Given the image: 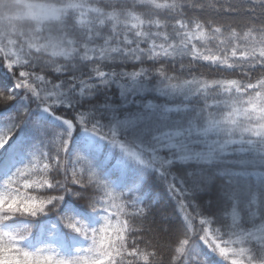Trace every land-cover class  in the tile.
I'll return each instance as SVG.
<instances>
[{
    "label": "snow or ice",
    "instance_id": "6c2138e0",
    "mask_svg": "<svg viewBox=\"0 0 264 264\" xmlns=\"http://www.w3.org/2000/svg\"><path fill=\"white\" fill-rule=\"evenodd\" d=\"M20 27L0 32V64L13 81L11 88L7 82L0 87V106L23 90L45 112L58 105L73 108L78 96L92 95L98 84L116 82L127 90L157 74L162 89L201 93L209 105L221 106L209 112L203 129L205 134L224 132L221 147L237 141L264 143V0H28ZM117 62L137 63L129 70ZM205 72L237 78H197ZM27 113L25 108L5 117L0 150ZM60 118L67 125L64 133L46 135L47 144L0 178V264H218L213 253L225 264H264V221L245 230L233 213L230 229H212L213 221L206 218L197 230L187 197L171 183L186 227L166 231L164 225L151 226L144 209L70 149L71 130L78 124L146 163L141 152L121 141L115 127L104 131L86 112ZM179 135L165 133L158 143L171 145ZM30 191L53 194L38 197ZM66 196L75 199L66 201ZM65 204L83 206L98 222L62 210ZM50 213L55 219L41 223L38 218ZM64 229L79 240L69 254L58 243ZM165 238L168 245L160 243ZM165 247L167 262L157 259Z\"/></svg>",
    "mask_w": 264,
    "mask_h": 264
},
{
    "label": "trees",
    "instance_id": "16d2710c",
    "mask_svg": "<svg viewBox=\"0 0 264 264\" xmlns=\"http://www.w3.org/2000/svg\"><path fill=\"white\" fill-rule=\"evenodd\" d=\"M133 63L137 62L122 65L117 62L120 67L129 70ZM51 75L57 79L62 78L61 74ZM197 78L210 81L237 77H221L205 72ZM3 82H7L9 88L13 87L12 74L0 64V87H3ZM138 85L141 87L138 88ZM158 88L161 85L157 74L137 82L135 88L128 90L125 96L121 94L123 88L119 83L98 84L92 95L78 96L73 108L58 105L52 112H45L35 97L17 90V99L0 106V126L6 123L5 117L12 112H21L27 108L28 113L16 134L0 150V178L22 167L34 150L47 144L46 135L55 137L64 133L67 125L61 116L86 112L105 127L104 131L114 125L121 141L140 151L142 159L147 162L141 163L109 140L92 139L89 137L90 132L78 124L71 130L70 149L82 154L116 192L122 193L144 209L153 224L151 226L164 225L166 231L186 227L187 222L179 210L177 195L170 189L171 183L182 189L187 197L186 203L190 204L188 211L195 216L193 223L197 230L200 228V220L206 218L213 221L212 229H230L233 213L238 218L239 226L245 230L264 221V143L237 141L221 147L226 138L224 132L213 130L205 134L203 131L207 127L209 112H218L220 105H209L201 93L188 100L182 96L169 99L157 94ZM32 121H35V127ZM176 132L180 135L173 137L171 145L158 143L161 135ZM29 194L39 197L53 193L30 191ZM72 199L75 198L65 197L66 201ZM116 203L122 202L117 200ZM82 207L65 204L62 210L73 209L90 223L98 222L92 214L83 212ZM125 211L135 213L137 209L126 208ZM38 219L41 223L51 222L55 219V213ZM63 233L58 237V243L61 250L69 254L79 246V240L67 229ZM183 238L181 235L176 239L173 247H178L179 240ZM160 243L168 245L170 241L165 238ZM28 246L34 245L29 241ZM212 255L218 264H225L215 253ZM157 259L167 262V247L158 252Z\"/></svg>",
    "mask_w": 264,
    "mask_h": 264
},
{
    "label": "clouds",
    "instance_id": "9594fccd",
    "mask_svg": "<svg viewBox=\"0 0 264 264\" xmlns=\"http://www.w3.org/2000/svg\"><path fill=\"white\" fill-rule=\"evenodd\" d=\"M27 3L28 0H0V32L21 30Z\"/></svg>",
    "mask_w": 264,
    "mask_h": 264
},
{
    "label": "rangeland",
    "instance_id": "374dc122",
    "mask_svg": "<svg viewBox=\"0 0 264 264\" xmlns=\"http://www.w3.org/2000/svg\"><path fill=\"white\" fill-rule=\"evenodd\" d=\"M140 87L141 86L138 85V88H140ZM132 89H134V88H132ZM132 89H127L126 90V88H123V91L121 93L122 96H125L126 93L128 92V90H132ZM146 91H151V89H146ZM156 93L160 94L162 96H166L169 99H172L173 97H181L182 96L185 100H188L189 98H193V97H195V96L200 94V93H197V92H188V91H184V92L176 91V92H173V91L165 90V89H162V88H158L156 90ZM110 126H111V128L114 127V125H110ZM116 132H117V130H116ZM89 134H90L89 137H91L92 139H99V138L102 139L101 136H97V135L92 134V133H89Z\"/></svg>",
    "mask_w": 264,
    "mask_h": 264
}]
</instances>
